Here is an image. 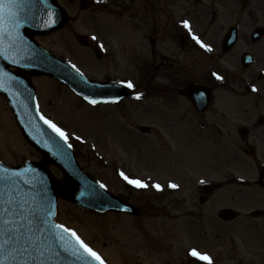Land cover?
Returning <instances> with one entry per match:
<instances>
[{
	"label": "rangeland",
	"instance_id": "rangeland-1",
	"mask_svg": "<svg viewBox=\"0 0 264 264\" xmlns=\"http://www.w3.org/2000/svg\"><path fill=\"white\" fill-rule=\"evenodd\" d=\"M81 1L88 2L86 9L80 8ZM92 1L58 0L68 21L36 41L86 76L89 69L103 75L113 64L94 57L90 35L98 32L111 45L109 55L120 50L128 55L123 69L126 81L135 85L133 93L145 85L166 91L171 85L199 81L208 83L213 94L207 112L197 116L170 90L146 104L132 94L116 105H89L50 77H32L40 111L68 135L84 172L139 208L135 216L100 214L59 199L56 220L74 230L105 264H207L190 256L192 249L207 254L212 264H264V188L256 184L255 164L264 163V79H256L259 70L264 72V37L255 44L248 40L252 25L264 24V0H186L180 12L177 0H110L119 11L109 8L107 0L103 9H93ZM210 6L217 7L216 14ZM99 10L105 13L95 17ZM172 14L178 17L174 21ZM122 15L139 16L140 21ZM234 21L240 22L239 42L224 53L222 35ZM78 34L86 35V45L76 40ZM182 34L215 48L206 51L191 38L181 48ZM245 48L255 55L247 70L239 63ZM149 55L182 59L154 61ZM213 73L225 78L217 80ZM209 119L214 123L199 124ZM242 125L250 129L244 139L237 133ZM251 147L255 156L249 153ZM28 159L39 162L42 157L20 134L0 95V161L17 166ZM49 170L62 180L57 167L49 164ZM121 172L149 188H129ZM153 184L161 190L151 191ZM203 184L212 191L206 193ZM228 207L238 217L218 219L219 210ZM255 210L260 214L251 216Z\"/></svg>",
	"mask_w": 264,
	"mask_h": 264
},
{
	"label": "water",
	"instance_id": "water-1",
	"mask_svg": "<svg viewBox=\"0 0 264 264\" xmlns=\"http://www.w3.org/2000/svg\"><path fill=\"white\" fill-rule=\"evenodd\" d=\"M52 19L56 21L54 24H50ZM65 20L64 11L55 0H24L11 8L5 6L0 14V70L13 65L28 74L53 76L83 98L93 99L91 94L102 93L118 95V86L109 89L108 86L91 85L72 66L49 54L31 37L32 33L45 34L58 29ZM235 38V30L231 29L225 40L226 48L234 43ZM16 74L2 76L0 73V92L7 99L26 139L47 160L61 168L65 185L58 184L43 164L26 162L16 169L0 164V221L10 222L8 225L0 223V229L11 228L38 240V247L28 246L27 251H23V242H10L7 233L0 232V264H97L91 258L78 259L79 255H84L83 250L53 221L57 196L65 197L84 209L99 212L125 210L136 213V210L120 202L79 169L64 141L40 119L28 79ZM188 87L193 94L202 96L198 101L200 104L207 103L208 91L204 87ZM259 181L264 184V170ZM17 212L22 215H14ZM233 216L229 209L220 213V217L225 219ZM74 249L78 250L76 255H73Z\"/></svg>",
	"mask_w": 264,
	"mask_h": 264
},
{
	"label": "snow or ice",
	"instance_id": "snow-or-ice-1",
	"mask_svg": "<svg viewBox=\"0 0 264 264\" xmlns=\"http://www.w3.org/2000/svg\"><path fill=\"white\" fill-rule=\"evenodd\" d=\"M24 2V0H0V14H2L3 9L5 6L8 7H14L17 6L19 4H22ZM98 2H100V0H98ZM56 21L54 19L50 20V24H54ZM183 26L185 28H189V23L188 21H183ZM17 27H19V24L17 23ZM92 39H96L95 36L92 37ZM193 40H195L198 44H200V46L202 48H204L206 51H211L212 49L204 44L198 37H196L195 35H193L192 37ZM101 47H103L101 45ZM72 67L75 69L76 65H72ZM77 72H79V69H76ZM213 76L216 77L217 80H222L223 77L217 75L216 73L212 74ZM119 85L121 86H125L129 89H132L135 87V85L132 83V81H118L117 82ZM256 89H253V91H255ZM141 93H137L136 94V99H140L141 98ZM85 100H87L90 104L92 105H96L98 103L97 100L95 99H91L88 96L84 97ZM117 98H113L110 101H105V102H116ZM41 119H44V122L61 138L65 141V143L68 142V135L60 128L58 127L55 123H53L51 120H47L44 117H41ZM77 139H80V137H76ZM69 147H71V144L68 145ZM120 176L123 178L124 181H126L128 184L130 185H134L136 188H148L149 185L145 182H143L140 179H132L130 178L128 175H126L124 172L120 173ZM101 188L105 187V185L101 184L100 185ZM152 188H155L156 190H161V185L160 184H153L151 185ZM169 187L171 188H175L177 187V185L175 184H169ZM14 215H22L21 213L17 212L14 213ZM22 219H25V217H22ZM0 223H3L4 225H8L10 222L7 220H2L0 221ZM29 223H31V221H29ZM21 228H23V224L20 225ZM59 228L63 229L64 232L70 233L71 236L75 239L76 243L79 245V249L83 250V254L84 255H79L77 258L78 259H86V258H91V260L96 261L97 264H105V261L102 259V257L96 252L94 251L83 239H81V237L72 229L66 228L64 225H58ZM37 231H39V229H37ZM0 232H6L9 238L10 242H13L15 244H21V242H23V247L21 250L23 251H27L28 246H36L38 247V240L35 239L32 236H28L27 234L24 233H19L11 228H5V229H0ZM76 249L73 250V255L77 254ZM190 256L195 257L201 261H206L207 264H212V260L211 258L207 255V254H202L199 251H197L196 249H192L189 253Z\"/></svg>",
	"mask_w": 264,
	"mask_h": 264
},
{
	"label": "flooded vegetation",
	"instance_id": "flooded-vegetation-1",
	"mask_svg": "<svg viewBox=\"0 0 264 264\" xmlns=\"http://www.w3.org/2000/svg\"><path fill=\"white\" fill-rule=\"evenodd\" d=\"M181 3H183V0H177V4H178V5H181ZM162 56H163V55H162ZM176 56H179V57L175 58ZM158 57H159V55H151V59H153V60H157ZM168 57H169L170 59H173V60H175V59H182V55H166V58H167V59H169ZM119 58L123 60V59L125 58V55H119ZM109 71L118 72L119 75L121 76V74H123V71H124V70L121 71L120 66H119V65H116L115 67H113L112 70H109ZM107 78H109V76H107ZM173 90H174V91L177 90V92H178V90H179V86L173 88ZM179 97H181V95H180ZM181 98H182V97H181Z\"/></svg>",
	"mask_w": 264,
	"mask_h": 264
}]
</instances>
